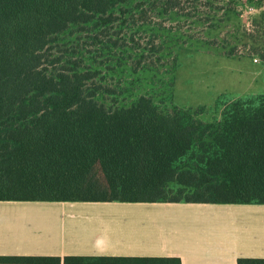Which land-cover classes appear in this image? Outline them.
Listing matches in <instances>:
<instances>
[{
    "label": "trees",
    "instance_id": "obj_1",
    "mask_svg": "<svg viewBox=\"0 0 264 264\" xmlns=\"http://www.w3.org/2000/svg\"><path fill=\"white\" fill-rule=\"evenodd\" d=\"M186 1L0 0V199L264 203V92L221 94L219 114L210 120L200 116L204 105L155 102L145 94L124 102L105 97L115 90L101 69L124 67L131 59L126 51L134 54L132 72L163 73L174 84L176 58L166 70L148 63L146 51L163 46L142 45L134 33L162 36L164 26L150 12L191 16ZM253 25L243 32L245 43L264 62V11ZM93 47L117 58L90 65L97 61ZM60 260L0 256V262ZM239 261L264 264V258Z\"/></svg>",
    "mask_w": 264,
    "mask_h": 264
},
{
    "label": "crops",
    "instance_id": "obj_2",
    "mask_svg": "<svg viewBox=\"0 0 264 264\" xmlns=\"http://www.w3.org/2000/svg\"><path fill=\"white\" fill-rule=\"evenodd\" d=\"M14 255L61 260L0 264H247L264 258V203L0 199V256Z\"/></svg>",
    "mask_w": 264,
    "mask_h": 264
},
{
    "label": "rangeland",
    "instance_id": "obj_3",
    "mask_svg": "<svg viewBox=\"0 0 264 264\" xmlns=\"http://www.w3.org/2000/svg\"><path fill=\"white\" fill-rule=\"evenodd\" d=\"M207 2L203 0L195 8V0L186 1L185 7L192 13L186 17L176 14L156 17L150 12L151 21L164 26L162 36L155 37L150 31L134 33L135 39L142 45L147 44L154 49L160 44L163 46L161 52L146 51L148 63H157L160 69L166 70L176 58L178 66L173 85L163 73L146 70L132 72L134 54L126 51L124 55L128 57L130 54L131 59L124 67L113 63L114 70L110 73L101 69L102 80L115 90V93L105 92L107 100L117 98L119 102H124L145 94L155 102L163 98L168 104L174 101L195 109L204 105L200 116L210 120L219 114L216 100L221 94L238 97L264 92V62L259 55L251 53V44L245 43L247 38L243 33L245 30L252 31L253 21L264 11V0H233L232 3L230 0H212L215 6H224L225 9H213ZM249 5L254 9L248 13L249 23H246L242 13ZM231 49L235 55L228 54ZM92 53L97 56L96 63L88 61L93 66L117 58L116 55L110 57L107 53H100L95 47ZM144 64V59H141L139 66ZM171 93L172 99L168 97Z\"/></svg>",
    "mask_w": 264,
    "mask_h": 264
},
{
    "label": "built area",
    "instance_id": "obj_4",
    "mask_svg": "<svg viewBox=\"0 0 264 264\" xmlns=\"http://www.w3.org/2000/svg\"><path fill=\"white\" fill-rule=\"evenodd\" d=\"M252 9H254V7L252 5H249V6H247V9H245L244 12L242 13L244 21L246 23H249V15H248V13H250L252 11Z\"/></svg>",
    "mask_w": 264,
    "mask_h": 264
}]
</instances>
